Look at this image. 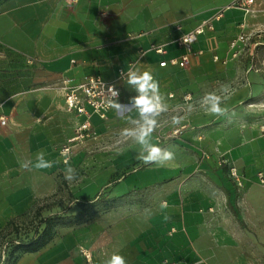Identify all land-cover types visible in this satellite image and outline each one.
Instances as JSON below:
<instances>
[{
    "label": "crops",
    "instance_id": "crops-1",
    "mask_svg": "<svg viewBox=\"0 0 264 264\" xmlns=\"http://www.w3.org/2000/svg\"><path fill=\"white\" fill-rule=\"evenodd\" d=\"M234 1L0 0V230L58 193L70 172L74 200L105 195L113 204L14 264H107L113 254L126 264H264V90L251 80L235 84L241 68L223 63L240 24L253 28L264 13L245 15ZM204 21L212 28L194 43L189 65L160 66L184 52L177 39ZM146 71L164 108L158 120L168 122L157 143L175 159L146 163L135 143L94 146L89 137L65 164L60 148L85 116L67 109L64 82L116 81L122 113L124 95H140L130 74ZM209 95L222 114L210 112ZM117 110L92 117L96 139ZM39 160L50 166L37 167ZM233 169L244 176L242 190Z\"/></svg>",
    "mask_w": 264,
    "mask_h": 264
},
{
    "label": "rangeland",
    "instance_id": "rangeland-1",
    "mask_svg": "<svg viewBox=\"0 0 264 264\" xmlns=\"http://www.w3.org/2000/svg\"><path fill=\"white\" fill-rule=\"evenodd\" d=\"M234 2L231 3L230 6L241 9L245 15L257 16L259 13H264V0H255L254 4L250 6L249 11L236 6ZM247 27L248 23L242 22L240 24L239 33L229 42L228 47L226 49L224 48L226 57L223 63L227 67L235 66L241 68L243 74L235 76V84L249 83L251 80L254 83L260 84L262 90H264V20L261 24L258 23L253 28L249 29ZM228 57L229 59L227 60ZM136 97V94L131 97L129 95H124V101L121 104V106L124 107V112L121 113L120 107L117 108V115L119 118L116 119L109 128L102 131V138L105 139H96L95 136H97V133L95 131L93 135L89 136L90 138H94L91 139L95 140L93 141L94 146L108 145L105 144L107 141L111 143V145L116 146H122L123 143L128 142L127 145L135 143V145L144 148L148 153L149 145L158 146L160 144L157 143V141L159 142L163 137L159 138L160 135L157 136V134H159L160 129H165L168 122L167 119H162V121L161 119L158 120L157 114H147L150 118L156 120V124L152 132L146 137L145 144H141L138 141L137 137L140 134L141 128L144 126V119L135 105ZM180 110L184 114L187 112V107H180ZM183 124L187 128V123ZM70 173V177L73 178L72 172ZM231 174L232 170L230 171V175ZM240 176L241 182L237 181V178H234L233 182L238 189L242 190L245 186L244 176ZM62 177L64 182H62L63 184L60 186L61 190L58 193L39 200L29 211L11 219L0 230V264L8 261L9 257L10 261H12V259L19 254V251H17V253L14 251V246L19 242H26L33 236L41 233L47 226L44 221L46 218L50 216L58 217L53 221L55 222L53 230L56 233L60 229L92 222L98 216L108 212V209L113 206V204L108 201V196L105 195H100L91 200H74L70 191L72 180L66 179L67 175L65 174Z\"/></svg>",
    "mask_w": 264,
    "mask_h": 264
},
{
    "label": "built area",
    "instance_id": "built-area-1",
    "mask_svg": "<svg viewBox=\"0 0 264 264\" xmlns=\"http://www.w3.org/2000/svg\"><path fill=\"white\" fill-rule=\"evenodd\" d=\"M255 0H235V5L243 8L246 11L250 10V6L253 5ZM212 28L211 24L204 21L194 29L183 33L178 39L177 43L184 49V52L179 57H172L170 59L162 60L159 65L164 67L168 64L179 67H187L191 61V55L193 54V45L198 40L200 34L205 29ZM159 52H163L162 48H155ZM217 60L218 57L216 56ZM124 72H120L119 80L125 77ZM65 101L67 109L70 111H77L78 114L84 115L85 119L81 122L76 130L75 136L71 139V143L65 144L60 148V155L63 158L64 163H68L72 147L74 144L82 142L85 138L94 134L92 130V117L94 115L99 116L101 119H107L109 112L118 108L119 99L122 91L117 85L116 81L105 80L100 75H90L85 77L81 82L73 84L71 80L67 79L64 82ZM173 97V94H171ZM183 100L188 103L192 100L191 94L183 95ZM2 123H5L2 119ZM186 128L185 125L175 127L168 137L176 138ZM237 181L241 182V176L234 169L231 174ZM259 183L264 187V172L258 173ZM163 264H169L164 262Z\"/></svg>",
    "mask_w": 264,
    "mask_h": 264
},
{
    "label": "clouds",
    "instance_id": "clouds-1",
    "mask_svg": "<svg viewBox=\"0 0 264 264\" xmlns=\"http://www.w3.org/2000/svg\"><path fill=\"white\" fill-rule=\"evenodd\" d=\"M129 84L135 85L140 95L135 98V105L137 106L141 116L144 119V126L140 130V134L137 139L141 144L146 143V137L152 132L156 124V120L150 118L147 114H159L164 110L163 106L159 102L157 93V83L153 80L152 75L149 72H144L142 75L130 74ZM152 95H149V93ZM211 103L210 112L214 114H222L225 109H222L219 104V98L214 95H209L206 98ZM174 123H179L178 120H174ZM142 159L147 163L150 161H172L175 159V154L171 151L162 150L159 146L149 145L148 153ZM50 164L42 160H39L37 167H49ZM71 179V177H66ZM168 217H165L167 220ZM107 264H126V260L122 255L113 254L111 259L107 261Z\"/></svg>",
    "mask_w": 264,
    "mask_h": 264
},
{
    "label": "trees",
    "instance_id": "trees-1",
    "mask_svg": "<svg viewBox=\"0 0 264 264\" xmlns=\"http://www.w3.org/2000/svg\"><path fill=\"white\" fill-rule=\"evenodd\" d=\"M58 217H48L44 221L46 222L47 226L43 229L41 233H38L36 236H33L26 242H19L16 246H14V251L17 253L19 251V254L16 255L12 261H10V257L8 258V261H5L1 264H14L16 259L25 252H32L37 251L38 249L42 248L44 245H46L48 242H50L53 237L55 236V231L53 230V227L55 225V219Z\"/></svg>",
    "mask_w": 264,
    "mask_h": 264
}]
</instances>
